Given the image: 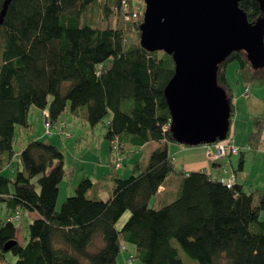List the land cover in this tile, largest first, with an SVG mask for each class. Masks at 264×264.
<instances>
[{
    "label": "trees",
    "instance_id": "16d2710c",
    "mask_svg": "<svg viewBox=\"0 0 264 264\" xmlns=\"http://www.w3.org/2000/svg\"><path fill=\"white\" fill-rule=\"evenodd\" d=\"M135 1L144 0H0V208L6 210L0 218V264H117L125 244L135 246L142 264H184L180 250L197 264H264V192H245L235 181L228 187L207 171H192L180 178L170 203L151 206L175 170L168 144L177 142L164 95L174 62L164 52L142 48L143 16L124 22V2L131 8ZM239 6L250 23L264 19L257 0H240ZM94 8L103 28L84 16ZM231 62L247 87L264 82V67L254 68L244 51L218 65L217 81L232 117L226 76ZM33 107L47 110L55 125H68L65 113L91 129L103 125L104 139L118 152L150 142L161 146L136 161L128 176L114 168L106 174L102 181L113 184L107 200L95 191L99 183L83 178L57 210L63 152L50 141L20 140L22 130L32 131ZM253 125L248 149L259 146L264 118L256 117ZM16 154L21 168L3 175ZM244 154H238L234 173L244 169ZM22 210L33 218L26 245L12 223Z\"/></svg>",
    "mask_w": 264,
    "mask_h": 264
},
{
    "label": "water",
    "instance_id": "95a60500",
    "mask_svg": "<svg viewBox=\"0 0 264 264\" xmlns=\"http://www.w3.org/2000/svg\"><path fill=\"white\" fill-rule=\"evenodd\" d=\"M239 1L144 0L139 42L172 57L174 75L164 95L172 137L181 145L227 137L231 105L217 81L222 61L244 51L254 68L264 67V19L250 23ZM257 1L264 11V0Z\"/></svg>",
    "mask_w": 264,
    "mask_h": 264
},
{
    "label": "rangeland",
    "instance_id": "374dc122",
    "mask_svg": "<svg viewBox=\"0 0 264 264\" xmlns=\"http://www.w3.org/2000/svg\"><path fill=\"white\" fill-rule=\"evenodd\" d=\"M134 5L139 6L141 11L143 12L145 9V4L143 2L135 1ZM85 17L92 18L94 24H99L100 27H104L105 24L101 22L99 19L101 18L98 8H94L93 10H87L84 13ZM114 25V22H113ZM161 53V52H160ZM237 68L238 65L236 62H231L227 68V74L229 80L232 82L236 81L237 75ZM264 88L260 90L261 96L264 98ZM257 91V90H256ZM255 91V92H256ZM253 91V94H255ZM247 107L242 110V113L245 115L241 119V122L238 123L239 127H237V133L234 134L236 145L239 148L244 149L246 143L244 145L243 140V133L244 129L246 128L245 124L247 123ZM262 117L264 118V111ZM62 121H66L68 124L67 128L64 129H54L53 134L47 135L44 128V117L42 115V111L38 108H31L29 113V122L32 125V131L25 132L19 128L16 130V139L14 143V150L18 152L22 145L19 143V131H21V141L25 144L27 140L32 139H39L43 141H50L52 144L56 145L61 149L64 155V169H65V176L59 185V196L57 200V210H60L62 203L64 200L70 196L75 194L74 188L80 183L83 178H89L94 183H99L100 185L95 190H100L101 194L100 197L103 200H107L110 196L111 190L108 188V185L112 188V183L110 181H102V178L110 173L113 168L117 170L120 175L128 176L130 174V170L132 165L137 160H142L148 158L151 150L152 144H148L147 146L135 151L132 154H125L122 152H118L115 148H111L109 142L104 139V126L98 125L96 128L91 129L87 124L82 123V121L73 118L69 113H65L63 115ZM244 124V125H243ZM243 126V127H242ZM230 135H232V131H230ZM249 133L247 134L248 137ZM245 140V139H244ZM247 140V139H246ZM182 147V146H181ZM193 147V146H190ZM188 147V148H190ZM198 147V146H196ZM185 148V147H184ZM241 150V149H240ZM184 154L176 155L178 158V166H175V170H181L183 168L180 160ZM245 164L244 166L248 167V170L254 169L255 171L259 169V163L254 162V152L246 151L245 152ZM175 156V155H174ZM235 164L238 162L239 155L234 156ZM116 164L119 165L120 168H116ZM237 164L235 165V167ZM261 167V166H260ZM21 168V161L19 155L16 154L12 160V164L10 168L4 170L3 175L5 176H12L17 169ZM128 168V169H126ZM261 175L264 176V166L261 167ZM174 173V174H173ZM171 173L172 176H179L178 173L173 172ZM239 173V172H238ZM170 176V177H172ZM174 189L173 186L168 187V195ZM90 190L88 192L89 195H93L95 192ZM166 194L160 196L158 200L156 198L152 200L151 206L155 208H160L162 206L163 199L169 198ZM158 201V202H157ZM5 208H0V218L4 219L6 216ZM129 214H125L117 223V228H121L124 224L125 220L128 218ZM33 218L31 217L30 213L26 210H22L20 212L19 218H16L12 223L15 225L17 229V237L18 241L22 245H26L29 241V231L28 227L32 222ZM129 247L130 253L134 256L133 264H142L138 259L135 258L134 252V245L127 244ZM12 255H8V259H10ZM180 256L184 262V264H197L195 260L190 259L187 255H185L180 250Z\"/></svg>",
    "mask_w": 264,
    "mask_h": 264
},
{
    "label": "crops",
    "instance_id": "0c3cea01",
    "mask_svg": "<svg viewBox=\"0 0 264 264\" xmlns=\"http://www.w3.org/2000/svg\"><path fill=\"white\" fill-rule=\"evenodd\" d=\"M226 76H227L228 82H229V84L232 88V92H233V98H232L233 114L231 117L230 129H229V132L232 131V135H230V137H233L234 134L237 133L236 129H237V127H239L238 123L241 122V119L243 117L245 119V115L242 113V110H244V108L247 107V110L245 109V111L247 112L246 113L247 114V119H246L247 123L245 124L246 128L244 129V133H243V140H242L243 144H240V145H244L246 143V146L244 149H242V148H240V149L244 153L246 151L254 152V162L259 163L258 171L257 170L255 171L254 169L248 170V167L244 166V169L241 172L234 173V171L237 167V166L235 167V165L237 163L235 164V161L233 158L236 155H231L228 159L224 160L221 163H213V162H210L208 160L207 150L202 145H200L198 147H196V146L190 147V146L181 145L179 143H169L168 144V152H169V155L172 156L174 159V167L176 165L178 166V163H179V162H177L178 158L176 157V155L184 154L180 160V163L182 164L183 168L181 170H174L173 171L175 173H178L179 176H172L170 174L167 177L164 185L159 188L157 195L152 200H154L155 198H156V200H158V198L160 196H163L166 193L168 195V187L173 186L174 189L168 195L169 198L163 199V202H161L162 205H164L166 203H170L178 191V185H179L180 178L183 175H187L188 173H190L192 171H207V173L214 178L226 179V178H228V174L223 173V167L224 166H226V168L228 169L229 172H231L235 175V183L242 185L243 191L251 192L252 190H257L259 192H264V176H260L261 171H262L261 167H262V165L264 166V131H263L261 142L257 148L248 149L250 144L248 142V137H247L248 133L250 135L254 131V125H253L254 119L256 117H259V116L262 117V115H263L264 98L261 96L260 90H262L264 88V82H254L253 84H250L247 87L246 85H244L243 83L240 82L238 74L236 75L237 76L236 81L233 82V84H231L232 82L229 80V77L227 74V69H226ZM246 89H248L247 93H246ZM253 91L254 92L256 91V92L252 96ZM233 138H234V141L236 144L237 141L235 140V137H233ZM150 143L152 144L151 152L154 149L161 146V144H158L155 142H150ZM150 143H148V144H150ZM147 145H145V146H147ZM145 146H143V147H145ZM143 147H141V148H143ZM188 147H190V148H188ZM141 148H139V149H141ZM139 149L131 150L125 154H127V155L132 154ZM116 168H120L118 164H116ZM126 169H128V168H126ZM114 171L116 173H118L117 170H114ZM170 176H172V177H170ZM108 187L110 188L111 186L108 185ZM33 215L34 214H32V216ZM260 220L264 223V210L260 214ZM125 249H126L125 251H122L120 253V255L118 257L117 264H127V259L129 257V255H133L132 253H130L129 247H127V244H125ZM134 252L136 253V249H134Z\"/></svg>",
    "mask_w": 264,
    "mask_h": 264
},
{
    "label": "built area",
    "instance_id": "2783aa9c",
    "mask_svg": "<svg viewBox=\"0 0 264 264\" xmlns=\"http://www.w3.org/2000/svg\"><path fill=\"white\" fill-rule=\"evenodd\" d=\"M124 17L123 20L125 23L139 20L143 13L139 6L133 4L131 8H129L128 3L124 2ZM248 89H246V93ZM44 117V128L47 135H52L54 129L60 128L61 130L67 128L68 125L62 123L60 125L53 124L49 119V114L47 110L42 112ZM227 139V140H226ZM223 141H217L213 144L202 145L207 150V158L210 162L213 163H221L224 160L228 159L231 155H238L240 153V148L235 144L233 137H226ZM223 173L228 174V178L222 179V181L230 187L235 181V175L228 171L226 166L223 167ZM134 258L132 255H129L127 259V264H133Z\"/></svg>",
    "mask_w": 264,
    "mask_h": 264
}]
</instances>
